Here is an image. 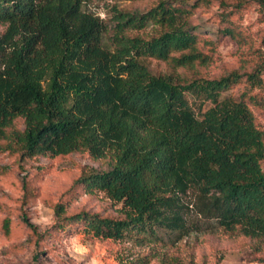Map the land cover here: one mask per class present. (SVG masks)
Here are the masks:
<instances>
[{
	"label": "trees",
	"instance_id": "obj_1",
	"mask_svg": "<svg viewBox=\"0 0 264 264\" xmlns=\"http://www.w3.org/2000/svg\"><path fill=\"white\" fill-rule=\"evenodd\" d=\"M87 1L0 0V151L106 160L105 169L84 167L72 187L103 192L121 215L69 211L61 200L58 230L81 224L115 240L163 231L175 241L218 230L249 238L264 263V130L250 105L264 87V62L209 74L210 40L192 17L210 0L114 8L108 40L106 19ZM147 58L167 67L155 73ZM23 218L38 243L44 231ZM3 226L9 233V218Z\"/></svg>",
	"mask_w": 264,
	"mask_h": 264
},
{
	"label": "rangeland",
	"instance_id": "obj_2",
	"mask_svg": "<svg viewBox=\"0 0 264 264\" xmlns=\"http://www.w3.org/2000/svg\"><path fill=\"white\" fill-rule=\"evenodd\" d=\"M156 1L88 0L86 8L106 19L108 40L113 33L114 8L144 11ZM229 6L210 0L192 17L200 24L202 35L210 40L204 45L212 56L210 75L232 69L250 70L264 62V0H245L241 7ZM218 26H229L237 37L221 33ZM145 61L155 73L167 67L151 58ZM243 88L244 84H239L230 93L237 95ZM255 91L258 100L250 101V105L264 130V87ZM84 167L105 169L107 162L82 152L19 160L17 154L0 151V264H129L135 259L144 264H264L258 260L249 238L230 237L218 230L192 232L178 241L163 231L157 237L115 240L87 235L81 224L58 230L54 227L55 204L61 200H67L69 211L88 209L108 216L121 215V204L103 192L88 194L83 187H72ZM23 177L29 182L27 198ZM23 216L44 231L38 243L30 237L31 229ZM5 218L10 219L9 233L4 230Z\"/></svg>",
	"mask_w": 264,
	"mask_h": 264
}]
</instances>
